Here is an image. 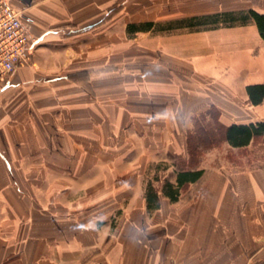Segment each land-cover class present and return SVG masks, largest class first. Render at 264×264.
I'll use <instances>...</instances> for the list:
<instances>
[{
  "label": "crops",
  "instance_id": "1",
  "mask_svg": "<svg viewBox=\"0 0 264 264\" xmlns=\"http://www.w3.org/2000/svg\"><path fill=\"white\" fill-rule=\"evenodd\" d=\"M9 3L35 47L0 91V264H264V148L221 140L225 159L204 151L176 202L159 192L176 164L155 168L186 157L187 131L210 110L222 126L264 121V100L245 93L264 83L255 24L125 31L264 14V0Z\"/></svg>",
  "mask_w": 264,
  "mask_h": 264
},
{
  "label": "trees",
  "instance_id": "2",
  "mask_svg": "<svg viewBox=\"0 0 264 264\" xmlns=\"http://www.w3.org/2000/svg\"><path fill=\"white\" fill-rule=\"evenodd\" d=\"M250 20L255 24L257 33L264 43V14L254 9L194 17L167 25L150 22L131 24L126 26L125 31L128 35H133L137 32H162L184 28L189 31H205L246 25ZM245 93L248 102L252 106L261 104L264 100V83L247 85ZM209 115L211 122H205L204 117L200 116L195 120L193 128L187 131L185 135L186 157L179 158L176 162L175 183L171 184L168 181H164L160 186L159 192L170 202H176L180 191L202 176L203 171L194 168L197 166L204 151L216 146L221 140L232 149H245L249 145L254 147L264 140V121L222 126L217 122L214 110H210ZM145 200L148 210L158 208L159 198L157 190L152 187L151 183L146 185Z\"/></svg>",
  "mask_w": 264,
  "mask_h": 264
},
{
  "label": "built area",
  "instance_id": "3",
  "mask_svg": "<svg viewBox=\"0 0 264 264\" xmlns=\"http://www.w3.org/2000/svg\"><path fill=\"white\" fill-rule=\"evenodd\" d=\"M35 40L22 21L19 11L9 0H0V91L13 73L27 63Z\"/></svg>",
  "mask_w": 264,
  "mask_h": 264
},
{
  "label": "rangeland",
  "instance_id": "4",
  "mask_svg": "<svg viewBox=\"0 0 264 264\" xmlns=\"http://www.w3.org/2000/svg\"><path fill=\"white\" fill-rule=\"evenodd\" d=\"M141 45H145V42H141L140 43ZM139 44V45H140ZM140 50V49H139ZM138 59V62H143L144 63V60H145V58H146V53H145V51L144 52H142V53H140L139 51H138V57H137ZM124 59H127L126 57H124ZM127 62H129V60L127 61ZM119 93V92H118ZM264 140L262 141V142H260V144H258V146H261L262 148H264L263 146H264ZM210 151H212V157L210 158L211 160H213V162H217V161H215L216 159H219L220 158V161H222L223 159H225V157H226V152H227V146L226 145H224L223 143H220V144H218V145H216L215 146V148H212ZM206 153V152H205ZM210 154V153H209ZM264 153H262V156H264L263 155ZM211 155V154H210ZM216 158H215V157ZM228 156V155H227ZM179 158H183L182 157V155H179V156H177V155H174V154H168V155H166V158H165V160L164 161H161V162H159V163H157V165L155 166V168L157 169V170H162V169H165L166 168V166H175V164H176V162H177V160L179 159ZM155 177V176H154Z\"/></svg>",
  "mask_w": 264,
  "mask_h": 264
}]
</instances>
